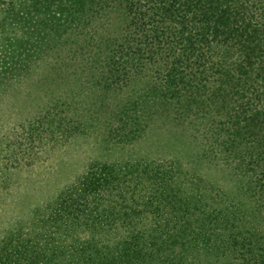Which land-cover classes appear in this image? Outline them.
<instances>
[{
    "label": "trees",
    "instance_id": "obj_1",
    "mask_svg": "<svg viewBox=\"0 0 264 264\" xmlns=\"http://www.w3.org/2000/svg\"><path fill=\"white\" fill-rule=\"evenodd\" d=\"M27 14L18 19L40 45L4 48L0 78L20 73L34 88L63 59L72 66L0 140V205L20 185L17 138L30 156L78 137L123 149L174 138V125L195 152L189 168L89 161L0 231V264H264V0H32Z\"/></svg>",
    "mask_w": 264,
    "mask_h": 264
},
{
    "label": "rangeland",
    "instance_id": "obj_2",
    "mask_svg": "<svg viewBox=\"0 0 264 264\" xmlns=\"http://www.w3.org/2000/svg\"><path fill=\"white\" fill-rule=\"evenodd\" d=\"M31 5L32 0H0V72H4L10 66V60L3 53L4 48L14 47L21 56L25 48L34 44L40 45L37 36L31 35L22 28L18 19L19 14H22L23 18L30 17V14L26 15V11L28 12ZM33 19L35 20V17ZM119 21L122 23V20ZM59 41L60 39L54 38L51 44ZM37 56H42V53ZM63 60L62 65L52 76L40 78L37 83L35 82L34 88H25L26 77L23 78L20 73L10 79H6L4 76L6 73H3L0 78L3 85L0 86L5 90V94L0 97V140L12 141L13 135L19 132L15 128L16 125L37 116L39 98L55 91L56 83L64 79V75L69 72L66 68L72 66L68 59ZM20 89L25 90V95L22 93V101L17 97V93L22 91ZM11 90L16 91V94L11 93ZM173 126L170 125L168 129L174 138L164 132L159 136H150L140 145L105 150L103 144H98L101 143L100 141L78 137L79 142L60 144L59 148L46 149L45 151L51 153L49 155L47 152L41 153L42 151L35 152L31 156L27 155V141L17 138L16 141L23 144V151L20 154L21 163L15 169L16 181L20 185L15 186L16 188H13L8 198L0 205V231L9 223L27 216L40 203L48 201L61 187L83 172V167L91 160L99 159L107 162L117 156L120 158L146 156L151 159L178 160L186 167H191V159L195 152L194 143L186 134L178 130L180 128ZM22 132L28 138L29 127L25 126ZM62 137L65 138L64 135ZM10 165L11 163L8 164ZM200 171L203 177L216 184L229 187L228 184L231 183L230 178L222 172L203 167Z\"/></svg>",
    "mask_w": 264,
    "mask_h": 264
}]
</instances>
